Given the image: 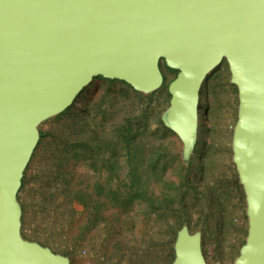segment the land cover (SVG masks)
Returning a JSON list of instances; mask_svg holds the SVG:
<instances>
[{
  "label": "water",
  "instance_id": "95a60500",
  "mask_svg": "<svg viewBox=\"0 0 264 264\" xmlns=\"http://www.w3.org/2000/svg\"><path fill=\"white\" fill-rule=\"evenodd\" d=\"M163 61L177 75L160 119L185 163L204 84L228 65L238 93L232 161L248 219L233 264H264V0H0V264H71L22 231L19 192L40 127L98 77L158 92ZM174 254L172 264H208L203 233L184 224Z\"/></svg>",
  "mask_w": 264,
  "mask_h": 264
},
{
  "label": "rangeland",
  "instance_id": "374dc122",
  "mask_svg": "<svg viewBox=\"0 0 264 264\" xmlns=\"http://www.w3.org/2000/svg\"><path fill=\"white\" fill-rule=\"evenodd\" d=\"M161 67L165 88L153 99L146 131L138 133L131 144L125 140V126L128 122L136 125L146 105L123 82L102 77L79 95L66 114L41 125L42 137L25 171L19 195L22 231L27 239L68 256L71 264L90 263L100 252L107 258H118L113 264H172L174 241L170 240L174 233H165L163 222L143 214L145 204L129 200L128 189L122 184L127 154L138 152L143 157L138 160L147 166L151 155L158 153L161 157L155 172L160 179L154 181L156 191L160 193L171 181H184V188L196 192V198L186 205L189 211L183 216L185 224L192 232L203 233L208 264H233L248 230L245 196L231 149L238 111L237 88L230 82L227 63L208 77L201 94L198 143L193 157L185 163L180 139L158 130V117L170 100L166 88L177 75L164 61ZM93 130L94 135L107 140L104 151L117 154L123 167L118 174L121 180L114 179L113 185H106L105 173H96L85 162L66 157L70 145L89 138ZM66 176L77 191H89L92 200L76 199L74 204L79 205H72L64 193L62 178ZM98 181L105 185L101 194L94 186ZM233 181L239 183L237 190ZM89 184L92 186L87 189ZM214 191L215 200L212 193L208 195ZM96 200L108 206L101 204L98 213ZM140 252L145 253L144 257Z\"/></svg>",
  "mask_w": 264,
  "mask_h": 264
},
{
  "label": "trees",
  "instance_id": "16d2710c",
  "mask_svg": "<svg viewBox=\"0 0 264 264\" xmlns=\"http://www.w3.org/2000/svg\"><path fill=\"white\" fill-rule=\"evenodd\" d=\"M112 81V80H109ZM126 85V84H125ZM128 86V85H126ZM132 92H134L137 96L141 98L143 103L146 105L143 109L142 114L138 120L136 125L128 122L125 126V140L127 143L131 144L132 140H134L138 133L143 134L147 129V118L153 112V99L158 94V92L151 95H144L137 91H134L130 86H128ZM165 88V84L162 87L163 90ZM166 92L168 93V88H166ZM169 94V93H168ZM68 110H66L63 114L58 117L66 114ZM158 130L162 134H166L169 136H175L163 125L160 116L157 120ZM95 133V130L91 131V134ZM94 135V134H93ZM91 135L89 138H86L82 141H79L76 146L70 145V150L67 151L68 160L76 159L78 161L85 162L87 168L91 169L96 173H105L106 185H113L114 179H120L119 172L122 170L121 162L117 159L118 156L115 153H107L104 151V147L108 145L107 140L104 138L97 137ZM103 136V135H101ZM160 154H152L150 159V164L144 166L138 158V152L130 153L126 155L125 161V180L122 183L128 191L126 194L130 197L129 200H140L145 204L144 212L149 217L158 218L159 221L165 224L167 234H173L174 237L170 240L171 242H175L176 233L178 230L186 223L183 219L184 214H187L189 208L186 207L190 200H194L197 196V193L192 191L190 188H184V181L176 182L171 181V183L167 184V188H163L160 194H155L152 188V182L156 178L160 177L156 175L157 173V165L155 164L160 160ZM70 175V174H69ZM164 177V176H163ZM63 179L64 184V193L66 198L73 205L76 199L82 202L91 201L92 195L89 191H82L85 189H79L77 191L75 189V185L69 176H66ZM233 186L235 185L236 190L239 186L236 181H233ZM91 184L87 186V189L91 188ZM96 191L101 194L105 190V185L100 181L94 184ZM21 191V190H20ZM212 193L211 197L215 200V191L208 192V195ZM20 195V192H19ZM212 199V200H213ZM98 204L96 206V211H99L101 204L107 207L106 203L103 200H96ZM110 204L109 206H111ZM99 213V212H98ZM73 214V211H72ZM74 216L72 217V222L74 220ZM145 254V253H144Z\"/></svg>",
  "mask_w": 264,
  "mask_h": 264
},
{
  "label": "crops",
  "instance_id": "0c3cea01",
  "mask_svg": "<svg viewBox=\"0 0 264 264\" xmlns=\"http://www.w3.org/2000/svg\"><path fill=\"white\" fill-rule=\"evenodd\" d=\"M155 180H153V182H152V188H153V190H154V192H155V194H160L159 192H157L156 191V188H155V182H154ZM137 202L140 204V200H137ZM143 203V202H142ZM74 206H76V205H79L78 203L76 204H73ZM109 207H111V206H109ZM142 213L144 214L145 212H144V207L142 208ZM77 217L76 218H78L79 216L78 215H76ZM73 221H75V220H73ZM140 255H141V257H144V252H140ZM118 258H114V257H111V258H107L106 256H104V254L103 253H98L97 255H96V258H95V260L94 261H92V262H90V263H83V262H81V261H78V264H113L116 260H117ZM72 263V262H71Z\"/></svg>",
  "mask_w": 264,
  "mask_h": 264
}]
</instances>
